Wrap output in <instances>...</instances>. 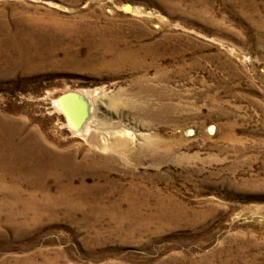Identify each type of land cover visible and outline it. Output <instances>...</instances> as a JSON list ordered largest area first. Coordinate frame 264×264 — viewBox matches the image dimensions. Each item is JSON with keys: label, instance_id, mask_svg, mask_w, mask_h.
<instances>
[{"label": "rangeland", "instance_id": "374dc122", "mask_svg": "<svg viewBox=\"0 0 264 264\" xmlns=\"http://www.w3.org/2000/svg\"><path fill=\"white\" fill-rule=\"evenodd\" d=\"M0 65V264H264V0H0Z\"/></svg>", "mask_w": 264, "mask_h": 264}, {"label": "bare ground", "instance_id": "6f19581e", "mask_svg": "<svg viewBox=\"0 0 264 264\" xmlns=\"http://www.w3.org/2000/svg\"><path fill=\"white\" fill-rule=\"evenodd\" d=\"M27 21L30 24V20H27ZM107 46H109V45H107ZM107 51H109V50L107 49ZM123 56L124 55L121 52H119L113 56V59L115 61H118ZM29 59H30L29 52H27L25 50V48L23 46H21L18 61L23 63L24 61H27ZM0 68L3 69L4 67H2L0 65ZM101 95H102V91H100V89H95V88H94V90H89L88 88L87 89H83V88L82 89H75V90L71 89V90H67L62 95H60L57 99L55 98V100L54 99L53 100H54V105H55V108L57 109V111H59L60 113H62L66 117V121L63 122V127L68 128L72 132L73 136L84 137V138H87L88 140L96 138L95 136L97 134L102 135L103 139H98V140L94 139V141H95V144L97 146H100L101 148L105 149V148L109 147V145L112 143L106 137L107 133H108V135H110L112 137L116 136V137L121 138L122 136L125 135V132H123L120 129L115 128L116 126L115 127L112 126L109 130H106L105 127L103 126V124L105 123L104 122L105 117L104 116L100 117L99 112H98V110H99L98 105H99ZM96 103H97V106H96ZM112 146H113V144H112ZM115 146L116 145L114 143V147ZM32 155L35 156V157L32 156L33 160H36V161L39 160L37 153H34ZM27 169H28L29 173H33V174L38 173L39 177L43 173L41 168L38 167L36 164L29 166ZM67 169H68V171H72V175H73L76 172L75 169H78V166H77V164H72L69 161ZM0 180H1V178H0ZM69 186H72V185L64 186V188H65L64 192L68 191V189L69 190L72 189V191L75 190L74 189L75 187H73V186L69 187ZM83 186L84 185L76 188L77 190H75V192H77L79 189H82L81 187H83ZM0 187H2L1 184H0ZM67 194L63 193V195H67ZM130 198H132V197H130ZM12 202L13 201H11L7 197L0 198V210L2 207L11 206ZM134 209H136V208L134 207ZM11 213H13V211H11Z\"/></svg>", "mask_w": 264, "mask_h": 264}]
</instances>
